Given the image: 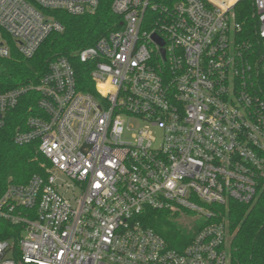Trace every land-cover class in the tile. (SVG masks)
<instances>
[{"label":"built area","instance_id":"1","mask_svg":"<svg viewBox=\"0 0 264 264\" xmlns=\"http://www.w3.org/2000/svg\"><path fill=\"white\" fill-rule=\"evenodd\" d=\"M236 1L180 0L148 21L151 0H112L119 29L53 58L37 84L0 91V129L22 95L38 94V114L12 140L36 141L48 162L0 194V217L22 227L16 242L0 239V264H231L216 209L250 202L264 178V101L247 89L251 66L233 42ZM99 2L0 0V58L30 57L61 32L50 10L78 15ZM253 3L264 43V0ZM73 59L92 91L78 88ZM145 208L204 223L171 248L141 223Z\"/></svg>","mask_w":264,"mask_h":264},{"label":"trees","instance_id":"2","mask_svg":"<svg viewBox=\"0 0 264 264\" xmlns=\"http://www.w3.org/2000/svg\"><path fill=\"white\" fill-rule=\"evenodd\" d=\"M111 1L100 0L93 12L78 15L50 10L49 15L63 25V30L51 32L30 57H23L12 49L10 56L0 58V91L19 85L37 84L53 58L70 56L93 44L109 31L119 29L121 18L111 11ZM178 1L180 0H151L155 8H146L144 14L148 21L155 20ZM233 11L240 24V29L233 35V42L240 48L243 59L251 66L246 74V87L264 101V43L258 37L253 0H237ZM73 60L78 88L92 91L87 65ZM37 98L35 91L22 95L17 106L8 113L6 125L0 129V194L9 183H25L31 175L43 174L44 165L48 163L38 150L36 141L18 145L12 140L14 129L17 126L24 127L28 116L38 114ZM179 213L145 208L139 219L143 225L154 229L169 247L181 249L190 238L183 236L172 223V219ZM213 220L223 226L224 244L231 264H264V178L250 202L244 204L228 200L225 205L216 209ZM21 228V225L12 224L0 217V239H14L16 242Z\"/></svg>","mask_w":264,"mask_h":264},{"label":"rangeland","instance_id":"3","mask_svg":"<svg viewBox=\"0 0 264 264\" xmlns=\"http://www.w3.org/2000/svg\"><path fill=\"white\" fill-rule=\"evenodd\" d=\"M172 223L183 236L191 238L199 225L204 223V217L196 212H180L172 219Z\"/></svg>","mask_w":264,"mask_h":264},{"label":"water","instance_id":"4","mask_svg":"<svg viewBox=\"0 0 264 264\" xmlns=\"http://www.w3.org/2000/svg\"><path fill=\"white\" fill-rule=\"evenodd\" d=\"M153 39L159 44V45H163V41L159 38V37H157V36H153Z\"/></svg>","mask_w":264,"mask_h":264},{"label":"crops","instance_id":"5","mask_svg":"<svg viewBox=\"0 0 264 264\" xmlns=\"http://www.w3.org/2000/svg\"><path fill=\"white\" fill-rule=\"evenodd\" d=\"M230 1H231V0H229V2H230ZM231 2H232V1H231ZM231 2H230V3H231Z\"/></svg>","mask_w":264,"mask_h":264},{"label":"bare ground","instance_id":"6","mask_svg":"<svg viewBox=\"0 0 264 264\" xmlns=\"http://www.w3.org/2000/svg\"><path fill=\"white\" fill-rule=\"evenodd\" d=\"M231 1H232V0H231ZM231 1H230V2H231Z\"/></svg>","mask_w":264,"mask_h":264}]
</instances>
